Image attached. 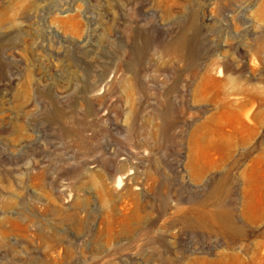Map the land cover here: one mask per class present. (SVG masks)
Masks as SVG:
<instances>
[{
	"label": "rangeland",
	"instance_id": "374dc122",
	"mask_svg": "<svg viewBox=\"0 0 264 264\" xmlns=\"http://www.w3.org/2000/svg\"><path fill=\"white\" fill-rule=\"evenodd\" d=\"M0 264H264V0H0Z\"/></svg>",
	"mask_w": 264,
	"mask_h": 264
},
{
	"label": "bare ground",
	"instance_id": "6f19581e",
	"mask_svg": "<svg viewBox=\"0 0 264 264\" xmlns=\"http://www.w3.org/2000/svg\"><path fill=\"white\" fill-rule=\"evenodd\" d=\"M115 186L116 187L121 186V180L119 178H117ZM218 197L219 196H218L217 187H212V190H211L210 195H209V198H211L213 200V208H214V211L212 212V215H211V219H212L214 224H220V225L223 224L225 226H230L231 221H230L229 217L224 215L220 210Z\"/></svg>",
	"mask_w": 264,
	"mask_h": 264
}]
</instances>
